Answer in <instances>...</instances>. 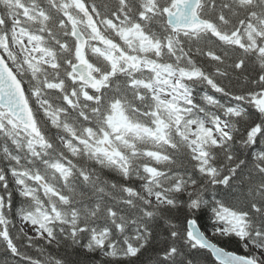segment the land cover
I'll return each instance as SVG.
<instances>
[{
    "label": "snow or ice",
    "instance_id": "1",
    "mask_svg": "<svg viewBox=\"0 0 264 264\" xmlns=\"http://www.w3.org/2000/svg\"><path fill=\"white\" fill-rule=\"evenodd\" d=\"M0 264H264V0H0Z\"/></svg>",
    "mask_w": 264,
    "mask_h": 264
},
{
    "label": "trees",
    "instance_id": "2",
    "mask_svg": "<svg viewBox=\"0 0 264 264\" xmlns=\"http://www.w3.org/2000/svg\"><path fill=\"white\" fill-rule=\"evenodd\" d=\"M203 223H204L205 227L207 228L208 233L210 234L211 233V227H210L209 222L207 220H205V221H203ZM229 247L235 249L237 246L235 244H232V245H229ZM241 251H242V249H241ZM148 255H150V253H146L142 259L147 261ZM73 259H76V257L73 256Z\"/></svg>",
    "mask_w": 264,
    "mask_h": 264
}]
</instances>
